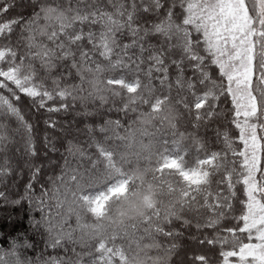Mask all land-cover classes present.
Here are the masks:
<instances>
[{
	"label": "snow or ice",
	"instance_id": "snow-or-ice-1",
	"mask_svg": "<svg viewBox=\"0 0 264 264\" xmlns=\"http://www.w3.org/2000/svg\"><path fill=\"white\" fill-rule=\"evenodd\" d=\"M7 209L0 264H264V0H0Z\"/></svg>",
	"mask_w": 264,
	"mask_h": 264
},
{
	"label": "trees",
	"instance_id": "trees-1",
	"mask_svg": "<svg viewBox=\"0 0 264 264\" xmlns=\"http://www.w3.org/2000/svg\"><path fill=\"white\" fill-rule=\"evenodd\" d=\"M30 101L25 99V102L21 107L23 108L24 113L29 116V118L32 120L33 123L36 122V116L29 112V105ZM41 129V135H42V129L43 124H40ZM55 159H58L59 157H54ZM153 181L151 176L144 177L143 175H139L136 178V185H135V192L136 195L133 196L131 193L127 198H124L120 200L119 202H112L109 205V208L111 210V216L115 220L120 219V214L124 213L126 214V217H134L137 214L138 210H141L142 207V198L148 193V190L150 186H152ZM156 191H159V189H156ZM166 199V196H165ZM9 212L12 213V215L23 218L24 217V210L22 209H7L0 211V216H6ZM104 223H107V221H104ZM241 239H246L245 237H241ZM62 254V253H58Z\"/></svg>",
	"mask_w": 264,
	"mask_h": 264
}]
</instances>
